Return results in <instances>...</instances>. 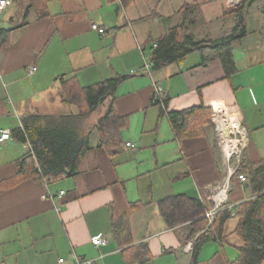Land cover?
<instances>
[{"label": "crops", "instance_id": "1", "mask_svg": "<svg viewBox=\"0 0 264 264\" xmlns=\"http://www.w3.org/2000/svg\"><path fill=\"white\" fill-rule=\"evenodd\" d=\"M244 2L12 0L0 14V33L6 38L0 43V134L20 127L30 115L77 118L87 112L85 103L64 102L65 81L84 88L125 77L94 111L77 120L90 148L73 176L52 183L23 177L18 162L31 145L14 137L0 144V264H61L60 259L73 264L75 255L95 264L237 262L245 242L236 214L254 194L236 175L217 212L229 210L232 217L220 233L207 228L197 233L208 239L196 256L194 241H186L190 222L170 227L158 204L184 195L199 200L206 213L215 207L216 188L227 177L215 109H223L247 132L239 169L264 163V0L245 8L246 33L232 42L237 70L230 77L219 60L203 65L199 52L181 64L142 68L150 61L151 43L184 21L185 7L195 9L194 37L215 40L233 32L238 19L233 11ZM31 66L37 70L28 75ZM157 87L167 100L166 112L205 108L192 134L178 138L154 101ZM111 105L127 118L122 146L114 153L98 146L94 130ZM240 134L245 140L246 134ZM216 215L206 217L209 225ZM121 219L124 228L115 233ZM97 237L107 239V245L95 247Z\"/></svg>", "mask_w": 264, "mask_h": 264}, {"label": "trees", "instance_id": "2", "mask_svg": "<svg viewBox=\"0 0 264 264\" xmlns=\"http://www.w3.org/2000/svg\"><path fill=\"white\" fill-rule=\"evenodd\" d=\"M253 0L245 2L234 9L237 13L236 26L232 33L215 40H197L191 32L195 24L194 8H184V21L167 31L157 41L151 43L150 61L153 70H159L173 64H181L193 52L201 54V63L206 65L219 60L225 70L226 77L236 72L232 42L245 35V8L252 5ZM6 38L0 33V43ZM156 45V46H155ZM125 76L105 80L91 86L79 88L73 81H65L62 96L67 104L81 105L85 103L88 111L81 113L80 118L94 111L107 96L111 95L116 86ZM164 98V97H163ZM161 105L163 113L169 117L178 138H184L194 132L195 121H199L200 112L205 108L192 106L179 111L166 112L167 100L155 102ZM127 127V118L116 114L111 105L98 120L94 130L99 134L98 146L114 153L122 146L121 132ZM12 137L22 143H29V150L19 160V172L23 177L34 178L40 182L52 183L71 177L78 171L81 158L90 148L88 137L78 127L77 118L72 116L45 117L30 115L23 118L21 126L14 129ZM237 174H244L246 184L254 197L240 205L236 216L239 218L238 234L245 242L241 255L235 264H262L264 262V163L251 169L242 167ZM159 210L170 227L190 222L191 228L186 241H194L195 256L208 239L207 234L197 233L207 228L219 233L223 224L232 217L229 210L217 213L209 225L206 208L197 199L184 195L171 196L161 200ZM124 219L114 224L115 233L122 230ZM196 237V238H195Z\"/></svg>", "mask_w": 264, "mask_h": 264}, {"label": "built area", "instance_id": "3", "mask_svg": "<svg viewBox=\"0 0 264 264\" xmlns=\"http://www.w3.org/2000/svg\"><path fill=\"white\" fill-rule=\"evenodd\" d=\"M12 0H0V14L5 10V8L9 5H11ZM93 30H97L100 34H105V30L98 27V25H93L92 26ZM156 46V45H155ZM153 67V64L151 61L145 62L143 65V70L144 71H150ZM37 68L35 66H31L28 70L27 73L28 75H32L36 72ZM163 92L161 88L157 87L156 89V95L154 98V101H161L163 100ZM224 116V111L223 109H215L214 114H213V121L216 123V130H217V135L220 143V148L222 151V159L223 163L226 167L227 170V177L225 182L216 188V193L214 195V202H215V207L211 210H209L206 213V217L212 220L217 214L218 210L221 208L223 203L227 200V192L230 188V179L232 176L236 175L237 179L241 183H246L247 178L244 174H237V171L240 168V158L242 156L243 150L245 148L246 141L248 139L247 132L246 130L241 127L239 124V127L241 130H243L246 134V139L244 140L243 135L235 132V131H230L228 138L231 140V144H234V148L232 151H229L226 146H225V139L223 138V133L221 130V127L219 123L216 121L217 117ZM233 136L238 137L237 139L234 138ZM12 139V132L10 130H2L0 134V144L5 143L8 140ZM242 140V141H241ZM128 146L135 147V145L128 144ZM64 191H61L59 196L62 197L64 195ZM108 241L107 239L103 237H97L92 240V244L95 247H100V246H105L107 245ZM59 262L61 264H65L64 259H60ZM73 264H95V260L93 259H82L78 256H74L73 259Z\"/></svg>", "mask_w": 264, "mask_h": 264}, {"label": "bare ground", "instance_id": "4", "mask_svg": "<svg viewBox=\"0 0 264 264\" xmlns=\"http://www.w3.org/2000/svg\"><path fill=\"white\" fill-rule=\"evenodd\" d=\"M224 117V118H223ZM220 116L219 119L217 120V122L219 123L221 130H222V135L223 138L225 139V146L229 151H232L234 148V144H231V140L228 138V135L230 133V131H235L237 133L240 134V132L242 131L239 127V125H237L235 122L230 123V119L226 116ZM223 119L226 120L227 122V126L223 123ZM232 121V120H231ZM243 133V132H242ZM244 136H245V132H244ZM242 141V140H241Z\"/></svg>", "mask_w": 264, "mask_h": 264}, {"label": "rangeland", "instance_id": "5", "mask_svg": "<svg viewBox=\"0 0 264 264\" xmlns=\"http://www.w3.org/2000/svg\"><path fill=\"white\" fill-rule=\"evenodd\" d=\"M95 118H98V117H95ZM77 120H79V117H77ZM230 121V123H233L234 121H231V120H229ZM237 125H239V123L238 122H235ZM241 129V128H240ZM242 132L244 133V131L242 130ZM241 133V132H240ZM234 138H238V137H236V136H233Z\"/></svg>", "mask_w": 264, "mask_h": 264}]
</instances>
